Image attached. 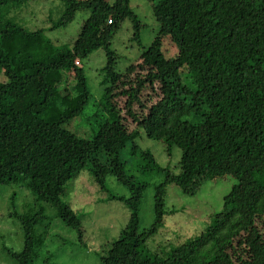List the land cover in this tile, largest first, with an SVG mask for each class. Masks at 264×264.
Here are the masks:
<instances>
[{"label": "trees", "instance_id": "obj_1", "mask_svg": "<svg viewBox=\"0 0 264 264\" xmlns=\"http://www.w3.org/2000/svg\"><path fill=\"white\" fill-rule=\"evenodd\" d=\"M29 1L0 0V189L21 184L34 197L27 211L7 215L18 222L23 243L19 252L4 248L13 264L49 262L48 243H60L51 218L79 241L88 232L91 219L72 208L77 203L65 190L83 169L104 201L128 210L126 223L108 226L102 241L97 228L99 264H264V0H147L155 37L123 70L111 45L125 21L137 38L142 21L135 0H61L60 17L40 27L28 24L34 7L21 8ZM81 11L89 15L72 45L46 36ZM166 39L172 56L164 51ZM98 49L107 61L102 94L91 101L82 64ZM71 72L81 91L77 102L46 120L49 106L63 101L58 87ZM72 120L84 125L83 135L64 128ZM145 139L161 145L167 164L141 144ZM107 177L128 197L109 193ZM227 177L234 183L205 228L155 245L177 212L166 205L167 186L194 197ZM149 188L152 223L141 229Z\"/></svg>", "mask_w": 264, "mask_h": 264}, {"label": "rangeland", "instance_id": "obj_2", "mask_svg": "<svg viewBox=\"0 0 264 264\" xmlns=\"http://www.w3.org/2000/svg\"><path fill=\"white\" fill-rule=\"evenodd\" d=\"M135 1L140 7H145V9H141L140 7L135 9V12L142 21V26L139 27L137 38L135 40L132 39L134 32L133 28L130 22L125 21L121 25V29L116 32L111 45L112 50L117 54V68L120 70H123L133 63L137 56H139L141 49L150 46L157 30V24L150 13L147 0ZM28 6L34 7V14H31L32 16L29 14L31 20H28V24L32 23L34 27H40L45 24L44 21L46 20H57L66 5L61 0H31L28 4L25 3L21 8H27ZM88 15V11L78 12L74 20L66 27L48 32L46 36L54 42H58L59 45H72L78 37L82 24ZM9 16H12V14L10 13ZM163 47L165 53L169 56L174 54V48L171 47L167 39L164 41ZM106 61L104 51L98 49L84 61V64H82L87 79L88 90L93 96L91 97V101L97 100L102 94L103 87L100 84V70L104 67ZM78 86L77 80L74 79L73 72L65 74L64 82L58 87L59 94L63 101L61 102L58 98L56 107L49 106V108H51L50 112L48 111L44 114L46 120H53L61 116L65 109L74 107L81 92ZM122 100L123 99H117L116 103L121 106ZM89 107V110H91V106ZM80 126L84 128V125L81 124L79 120H72L69 124L64 125V128L68 129L67 131H72L81 136L85 132L82 131ZM140 142L153 152L160 164L164 165L168 163L169 159L163 153L160 144L147 139L140 140ZM173 159L174 158H171L170 160L171 166L175 164V160ZM233 183L234 180L231 177L219 180V182L207 183L194 197L183 195L176 185L172 184L167 186L166 205H168L169 209H175L177 212L166 219L167 227L161 232V237L159 235L155 237V239L157 238L155 245H164L168 240L172 243L182 242L186 237L199 233L204 227V223L206 225L209 223L210 216L221 209L223 196L229 192ZM105 186L108 192L113 195L128 197V189L118 184L111 177H107ZM65 190L68 198L74 201V203H77L74 204L72 208L76 210L79 215H85L84 218L88 215V218L91 220H87L86 228L88 232L79 241L74 231L64 227L59 219L51 218V234L53 233L60 243H48L50 248L47 255H49V257L45 254L49 260L47 264H99V250L101 244H98L94 239L98 230L97 228L101 227L97 239L102 241V239L106 237L104 229L108 228V226H110V228L115 226L116 229H120L126 223L128 210L125 205L119 201H104L102 198H104L105 195L97 193V187L92 184L91 175L86 169L80 172V176L74 182H66ZM152 196L153 190L149 188L144 192V196L141 200V229L148 227L152 223ZM33 201L34 197L28 189L21 184L1 187L0 264H13L4 248L12 249L15 252H19L23 248L19 229L20 226L15 219L9 218L7 215L9 213H24L32 206ZM84 206H86V208ZM45 214L52 217L53 211L48 208ZM110 221H112V224ZM108 222L109 224H107ZM105 223L106 225L102 227ZM173 231H175V233ZM90 232L93 238H91ZM116 236L117 235H115V237ZM90 241L94 244H90ZM159 242L161 244H159Z\"/></svg>", "mask_w": 264, "mask_h": 264}, {"label": "clouds", "instance_id": "obj_3", "mask_svg": "<svg viewBox=\"0 0 264 264\" xmlns=\"http://www.w3.org/2000/svg\"><path fill=\"white\" fill-rule=\"evenodd\" d=\"M109 21V20H108ZM108 21H107V24H110V23H108ZM76 62H78V61H75V65L76 66H79L80 64H79V62H78V64H76ZM91 94V93H90Z\"/></svg>", "mask_w": 264, "mask_h": 264}, {"label": "built area", "instance_id": "obj_4", "mask_svg": "<svg viewBox=\"0 0 264 264\" xmlns=\"http://www.w3.org/2000/svg\"><path fill=\"white\" fill-rule=\"evenodd\" d=\"M108 23H111V21H108ZM76 64H78V62H76Z\"/></svg>", "mask_w": 264, "mask_h": 264}]
</instances>
